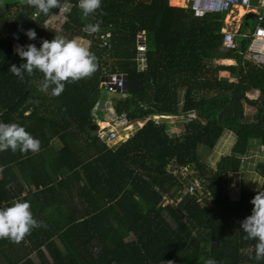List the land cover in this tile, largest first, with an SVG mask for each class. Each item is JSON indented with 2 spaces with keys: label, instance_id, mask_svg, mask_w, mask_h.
Segmentation results:
<instances>
[{
  "label": "trees",
  "instance_id": "1",
  "mask_svg": "<svg viewBox=\"0 0 264 264\" xmlns=\"http://www.w3.org/2000/svg\"><path fill=\"white\" fill-rule=\"evenodd\" d=\"M76 1L60 0L73 6L53 27L47 23L58 8L33 19L27 0L0 3V122L22 125L39 140L35 152L0 151V207L26 190L21 201L40 224L18 241L0 238V264H34L31 254L38 264H264L255 259L256 240L240 229L256 192L242 189L237 201L227 195L228 175L242 173L252 148L264 147V66L243 58L247 44L224 48V14L195 18L168 0H101L84 16ZM13 31L24 47L54 35L87 40L95 71L65 82L59 95L51 86L40 91L42 72L20 79L8 70L23 62ZM138 32L146 42L143 71L135 61ZM109 73L127 77V91L111 100L117 119L145 121L111 148L84 130L95 125L100 81ZM166 117L184 119L179 135L167 134ZM229 133V153L209 168L202 151ZM183 168L194 173L183 178ZM254 169L264 188V163ZM193 179L200 190L185 192Z\"/></svg>",
  "mask_w": 264,
  "mask_h": 264
},
{
  "label": "clouds",
  "instance_id": "2",
  "mask_svg": "<svg viewBox=\"0 0 264 264\" xmlns=\"http://www.w3.org/2000/svg\"><path fill=\"white\" fill-rule=\"evenodd\" d=\"M28 4L36 8L41 14L48 16L51 9L61 10L60 0H27ZM101 0H78V6L84 16L95 13L100 9ZM68 9H64L67 11ZM55 15V14H52ZM96 31L98 25L86 26ZM26 35L29 40L36 38L35 31L28 29ZM16 53L23 62L17 66L12 64L9 71L13 76L23 79L24 73L32 74L33 69L43 73L40 91L47 92L51 86V94L59 95L65 82L71 83L90 75L95 71V56L89 48L75 39H67L62 35H54L51 40L43 39L40 46L28 44L18 46ZM25 153L39 149V140L34 138L22 125L0 122V151L11 150ZM250 215L240 221V229L246 239H255V259L264 258V188H261L251 198ZM40 224L30 211L27 201H16L8 207H0V238L20 240L31 229ZM204 264H217L214 259H207Z\"/></svg>",
  "mask_w": 264,
  "mask_h": 264
},
{
  "label": "rangeland",
  "instance_id": "3",
  "mask_svg": "<svg viewBox=\"0 0 264 264\" xmlns=\"http://www.w3.org/2000/svg\"><path fill=\"white\" fill-rule=\"evenodd\" d=\"M23 1H25V0H0V3L1 4H15V3L23 2ZM172 5H174V4H172ZM177 7L183 8L185 6L183 3H180L179 5H177ZM235 12H233L231 15L234 18H236L237 14H238V11H235ZM238 20H239L238 18H236V21H233L231 19L228 20L226 17H224V19H223V21L225 23L224 24V27H225L224 30H228L230 32L235 33L238 30V26H240L239 34H237L235 36V42L237 44H239L240 46H242V45L247 44V39L245 37H242V35H248L250 32H252V30L258 24V20L255 18L247 20V27H244V21H242L241 24H239ZM47 24L50 25V23H47ZM53 26H51V27H53ZM241 26H243V27H241ZM13 32H15V31H13ZM16 48L17 47H15L14 51L16 50ZM217 63L223 64V65L234 64L233 61H231V63H226L223 60L218 61ZM257 95H258L257 91H250L246 96L249 99H255L257 97ZM120 96L121 95L117 92L116 93H109L104 88L101 89V92L99 95V100H98V103L96 105V109L93 110V112H92L94 114L93 116H96L97 120H103L104 119L103 113L106 114L107 116H109L110 110L108 108H105L103 103L110 102V105H111L112 104L111 100L113 98H117ZM104 108H105V112L101 111ZM252 113H253V109L248 108V107L246 108V106H245V114L247 116H251ZM189 118H191V115L187 116V120H189ZM107 121L109 122V126L114 128L112 131L115 134V138L112 141H110V142H112V143H110V145H112V144L117 145V144H120L121 142H124L125 140H127L131 136L132 133H134L136 131V129L141 127V125H137V124L125 125L126 123L120 122V120L118 123H121V126H115V124H113V122L115 120H112V121L107 120ZM166 121H167L166 126H167V134L168 135L175 136L176 132L178 133V135L182 132L180 122H184V119H182V118H175V119L170 118L169 119L168 118ZM142 124H143V122H142ZM98 126H99L98 128H100V127L102 128L103 122L98 121ZM103 127H106V126L104 125ZM110 129H112V128H110ZM179 130L181 131L180 133H179ZM101 133H103V132H101ZM100 139H102V141L107 142L106 137H103ZM233 143H234V137L232 136V134H230V133L225 134L222 137V139L219 141L218 145H216V147L214 148V150L212 152L206 153L205 151H202V155H203L202 159H203L204 163L209 168L215 169L216 162L219 160V158L221 156H224V155L229 153ZM258 163H264V147H261V148L253 147L252 148V150L249 152L247 157L244 159V167L242 169L243 170L242 173H240V174L239 173H230L228 175L227 195L231 201H237L238 200L240 192L242 189H247L251 192L259 191L261 184H262V180L256 174L255 169H254V167ZM193 173H194L193 170H189L186 168H183L179 171L180 176L183 178H186V176L192 175Z\"/></svg>",
  "mask_w": 264,
  "mask_h": 264
},
{
  "label": "built area",
  "instance_id": "4",
  "mask_svg": "<svg viewBox=\"0 0 264 264\" xmlns=\"http://www.w3.org/2000/svg\"><path fill=\"white\" fill-rule=\"evenodd\" d=\"M184 2L185 7L189 8L195 18H203L208 14H224V17L228 20L231 19L236 21L237 17L234 18L231 15L233 12L240 9L243 10V14L238 18L239 24H241L246 14H254L255 19L258 20V24L248 35H242V37L248 40L243 58L258 67L264 66V0H184ZM72 6L73 4L62 5L61 10L58 11V15L62 16L68 13ZM74 6L81 10L78 6V0ZM65 8L68 10L64 11ZM39 13L40 12L34 8L32 18H37ZM224 28L225 27L221 29L222 45L227 50L236 51L238 49V44L235 42V36L239 34L240 26H238V30L235 33L224 30ZM9 36L14 42H18L20 39L17 32H11ZM145 50V35L144 32H141L140 35H137L136 39L137 55L135 57L137 68L140 71L146 68ZM124 82V74L120 73H109L101 79V85L109 93L122 92ZM190 115L191 118L189 119L194 118L193 114ZM103 137H106L107 142H110L115 138V134L113 131H106L99 136V138ZM200 188L201 182L197 179H193L188 184L185 192L193 193L194 191H199ZM32 190H34V188H32ZM24 197L25 192H22L19 197L14 198L11 202L15 203L16 201H21Z\"/></svg>",
  "mask_w": 264,
  "mask_h": 264
},
{
  "label": "crops",
  "instance_id": "5",
  "mask_svg": "<svg viewBox=\"0 0 264 264\" xmlns=\"http://www.w3.org/2000/svg\"><path fill=\"white\" fill-rule=\"evenodd\" d=\"M180 3H183L184 4V6H185V2H184V0H180V2H179V4ZM168 4L170 5V6H174V7H177V5H172V4H170V0H168ZM65 5H67V4H65ZM63 16V15H62ZM62 16H59L58 14L57 15H53V16H51L50 17V19H49V21H48V23H50V25H48L49 27H51V26H53L56 22H60L61 20H62ZM75 40H77L78 42H80L81 44H83V45H85V46H87L88 47V41L87 40H84V39H80V38H76ZM13 41V40H12ZM18 46H20L19 45V43L18 42H14L13 41V46H12V48H13V51H14V49H15V47H18ZM14 52H16V50L14 51ZM223 61H225L226 63H231V61L230 60H223ZM145 70V69H144ZM100 85H101V81H100ZM103 105H104V107L105 108H108L109 110H110V112H109V116H107L106 114H104L103 113V115H104V119L103 120H97L96 119V116H94V118H95V124H97L98 125V121H101V122H103V126L105 125L108 129V131H112L114 128L113 127H111V126H109V122L107 121V120H109V121H112V120H115L114 122H113V124H115V126H121V123H118L119 122V120H120V122H123V123H125L124 122V120L123 119H117V116L114 114V112H113V110H112V108H111V105H110V102H108V103H103ZM96 107V106H95ZM105 108L103 109V110H101V111H104L105 112ZM96 109V108H95ZM112 114V115H111ZM94 115V114H93ZM154 119H157L158 117H153ZM170 119V118H172V119H175L176 117H166V119ZM177 118H180V117H177ZM181 121V120H180ZM130 124H137V125H143L144 124V121H143V124H142V122H139V121H137V122H133V123H126L125 125H130ZM124 125V124H123ZM110 128H112V129H110ZM110 129V130H109ZM181 129H182V127H181ZM181 131L179 130V133H180ZM133 134V133H132ZM131 134V135H132ZM176 135H178V133L176 132L175 133V136ZM100 140H102V139H100ZM108 147H116L117 145H110V143H112V142H106V141H103ZM52 146L53 147H55V148H59V143H58V141L55 139V140H53L52 141ZM33 185H30L29 186V189H32L33 187H32ZM25 192H26V190H24ZM30 258H31V260L33 261V263L34 264H38V260H37V258H36V256L34 255V254H31L30 255ZM35 259V260H34ZM168 264H174L173 262H169Z\"/></svg>",
  "mask_w": 264,
  "mask_h": 264
},
{
  "label": "water",
  "instance_id": "6",
  "mask_svg": "<svg viewBox=\"0 0 264 264\" xmlns=\"http://www.w3.org/2000/svg\"><path fill=\"white\" fill-rule=\"evenodd\" d=\"M255 15L254 14H246L244 17V27H247V20L249 19H254ZM141 32H138V35H140ZM96 35H100V33H97ZM124 87L122 92L125 93L127 91V77L124 75ZM101 88L103 89V86H101ZM163 118V117H162ZM159 119V117L157 118ZM107 127L103 128L102 131L105 132L107 131ZM85 132L91 137H99L101 135L100 130L98 128V125L95 124L94 126H86L84 127Z\"/></svg>",
  "mask_w": 264,
  "mask_h": 264
},
{
  "label": "bare ground",
  "instance_id": "7",
  "mask_svg": "<svg viewBox=\"0 0 264 264\" xmlns=\"http://www.w3.org/2000/svg\"><path fill=\"white\" fill-rule=\"evenodd\" d=\"M179 2L180 0H170V4H174V5H179ZM236 13V12H235ZM243 13V10H238V14H237V18H239ZM232 24V23H231ZM99 127V126H98ZM105 128L102 126V128L100 127L99 130H100V133L103 132L102 129Z\"/></svg>",
  "mask_w": 264,
  "mask_h": 264
}]
</instances>
